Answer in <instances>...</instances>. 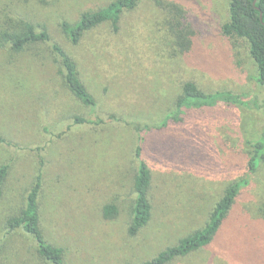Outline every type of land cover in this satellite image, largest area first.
Segmentation results:
<instances>
[{
	"label": "rangeland",
	"instance_id": "rangeland-1",
	"mask_svg": "<svg viewBox=\"0 0 264 264\" xmlns=\"http://www.w3.org/2000/svg\"><path fill=\"white\" fill-rule=\"evenodd\" d=\"M110 1L0 0L4 17L23 13L48 29L77 61L97 104L86 108L68 94L51 57L34 60L0 46V167L10 166L0 199V243L4 219L22 206L39 172L43 229L64 250L66 264L151 260L202 228L225 189L245 180L211 246L174 264H264V162L249 169L246 143L264 131V110L253 103L261 106L264 88L247 44L222 34L229 1L174 0L194 32L183 55L164 49L158 28L164 19L151 5L126 14L117 35L104 25L74 46L61 33L62 21L73 23ZM187 81L205 93L230 91L253 102L193 111L160 126ZM75 116L87 122L77 124ZM137 126L151 127L143 135L153 215L130 237ZM110 203L119 208L111 221L101 213ZM11 246L15 264L38 259L35 241L22 231Z\"/></svg>",
	"mask_w": 264,
	"mask_h": 264
},
{
	"label": "trees",
	"instance_id": "trees-1",
	"mask_svg": "<svg viewBox=\"0 0 264 264\" xmlns=\"http://www.w3.org/2000/svg\"><path fill=\"white\" fill-rule=\"evenodd\" d=\"M229 18L222 26V34L229 40L245 42L257 68V83L264 88V0H228ZM153 6L156 12L162 14L163 26L158 27L165 33L164 49L172 55H183L193 47L194 32L188 25L185 8L174 0H111L109 4L98 11L83 12L77 21L68 20L60 23L61 33L74 46L81 43L91 31L104 25H109L114 34H120L126 14H131L144 6ZM6 13L0 12V46L8 49L13 55L30 54L34 60H43L51 57L58 68V76L63 88L75 100L89 109L96 108V100L82 79L79 65L74 57L58 42H55L48 29L34 25L28 15L16 13V17L9 18ZM9 18V19H8ZM29 19V20H28ZM42 47L45 51H41ZM253 100L246 102L240 96L230 91L215 93L203 92L195 82L187 81L183 84L181 95L178 97L175 109L168 113L160 126L169 122H181L193 111L216 108L221 104L248 106ZM264 110V101L261 106ZM77 124L87 121L75 116ZM144 129L137 126L138 144L135 158L138 161V171L134 180L136 198L131 208V220L128 225V235L136 237L152 220L153 206L151 189L153 176L151 169L144 160L146 137ZM252 154L249 160V169L255 171L264 162V131L258 138L247 139ZM10 166L0 167V199L3 187L9 174ZM246 184L245 180L231 184L225 189L224 195L215 205L207 223L180 239L172 247H168L151 260L142 264H174L197 253L205 251L211 246L214 239L228 217L235 204L240 189ZM43 175L39 172L34 183L27 191L26 199L13 214L4 219L5 233L0 243V264H15L11 238L16 232H24L33 238L36 243L38 259L30 264H66L64 250L54 244L45 234L41 218L40 202L43 192ZM102 215L106 220H114L119 216V208L110 203L102 208Z\"/></svg>",
	"mask_w": 264,
	"mask_h": 264
}]
</instances>
